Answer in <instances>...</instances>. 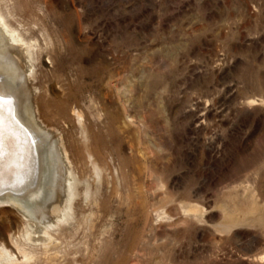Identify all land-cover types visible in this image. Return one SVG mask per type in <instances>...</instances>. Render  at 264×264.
<instances>
[{"label": "rangeland", "instance_id": "374dc122", "mask_svg": "<svg viewBox=\"0 0 264 264\" xmlns=\"http://www.w3.org/2000/svg\"><path fill=\"white\" fill-rule=\"evenodd\" d=\"M4 1L79 194L46 248L0 204V243L29 264H264V0Z\"/></svg>", "mask_w": 264, "mask_h": 264}, {"label": "bare ground", "instance_id": "6f19581e", "mask_svg": "<svg viewBox=\"0 0 264 264\" xmlns=\"http://www.w3.org/2000/svg\"><path fill=\"white\" fill-rule=\"evenodd\" d=\"M15 19L11 7L0 0V90L11 95L19 121L18 125H7L6 134L14 133L19 143L17 156L5 158V164L14 159L19 167L0 169V204L18 210L28 226L29 242L46 248L53 242L51 230L62 228L68 216L74 215L71 205L79 194V179L74 174L71 147L42 120L37 71L32 68L35 55L39 59L40 53L35 49L36 40L21 31ZM81 119V115L76 118L78 125ZM87 155L90 158L88 150ZM90 163L96 173V164ZM13 172L23 183H14ZM7 242L0 243V264H29L33 260L32 253L17 244L21 256L14 257Z\"/></svg>", "mask_w": 264, "mask_h": 264}, {"label": "snow or ice", "instance_id": "6c2138e0", "mask_svg": "<svg viewBox=\"0 0 264 264\" xmlns=\"http://www.w3.org/2000/svg\"><path fill=\"white\" fill-rule=\"evenodd\" d=\"M9 123L18 125L19 121L16 119V111L11 95L7 91L0 90V169L19 167L14 159L5 164V158L17 156L19 143V138L14 133L6 134ZM13 176L14 183H23L16 172H13Z\"/></svg>", "mask_w": 264, "mask_h": 264}]
</instances>
